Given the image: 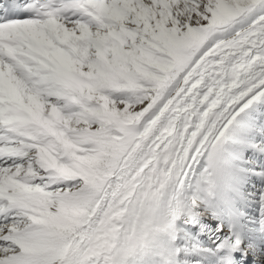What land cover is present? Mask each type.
<instances>
[{"label": "snow or ice", "instance_id": "obj_1", "mask_svg": "<svg viewBox=\"0 0 264 264\" xmlns=\"http://www.w3.org/2000/svg\"><path fill=\"white\" fill-rule=\"evenodd\" d=\"M0 264H264V0H0Z\"/></svg>", "mask_w": 264, "mask_h": 264}]
</instances>
